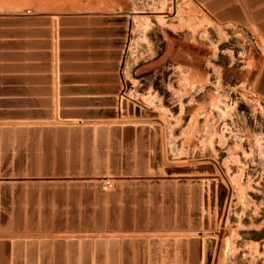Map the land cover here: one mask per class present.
<instances>
[{
    "label": "rangeland",
    "instance_id": "374dc122",
    "mask_svg": "<svg viewBox=\"0 0 264 264\" xmlns=\"http://www.w3.org/2000/svg\"><path fill=\"white\" fill-rule=\"evenodd\" d=\"M0 17L109 83L0 110V264H204L211 183L231 188L220 264H264V0H0Z\"/></svg>",
    "mask_w": 264,
    "mask_h": 264
},
{
    "label": "crops",
    "instance_id": "0c3cea01",
    "mask_svg": "<svg viewBox=\"0 0 264 264\" xmlns=\"http://www.w3.org/2000/svg\"><path fill=\"white\" fill-rule=\"evenodd\" d=\"M44 28L23 27L27 31L17 36L0 37V42L4 44L0 47V110L52 109L54 93L58 100L104 96L105 91L94 86H107L109 83L100 75L79 70L81 60L77 55V44H73V47L69 45L68 49H60L58 42L61 39L57 34L53 46L51 30L47 35ZM73 38L75 41L77 37ZM5 43L12 44L7 46ZM53 47H56L55 70ZM61 63L67 66L59 68ZM47 100H51L50 104Z\"/></svg>",
    "mask_w": 264,
    "mask_h": 264
},
{
    "label": "water",
    "instance_id": "95a60500",
    "mask_svg": "<svg viewBox=\"0 0 264 264\" xmlns=\"http://www.w3.org/2000/svg\"><path fill=\"white\" fill-rule=\"evenodd\" d=\"M18 19H23L24 21H29L31 18L30 17H22ZM13 21L10 18H5V17H0V27H4L7 25V21ZM8 21V22H9ZM7 34H3V32L0 30V37L1 36H6ZM1 44V42H0ZM200 168H208L211 169L210 166H205V167H200ZM171 171V170H170ZM173 171V170H172ZM175 171H181L176 169ZM185 171V170H184ZM209 193H207V189L204 188L203 194H202V201H203V207L206 211L207 205L209 204L211 208L216 206L217 208V215L221 216L222 213V225L220 227L221 231L218 232L217 238L212 239L210 238L209 240H204L203 241V246L206 248L205 250V257H204V264H220L221 257H222V252L225 249V239L222 234V229H223V224L225 221V218L227 216V205L229 203L230 197H231V188L227 184L224 185L222 183L219 184H214L211 183L209 187ZM223 207L224 210H223ZM205 218V216H204ZM206 222V221H205Z\"/></svg>",
    "mask_w": 264,
    "mask_h": 264
}]
</instances>
